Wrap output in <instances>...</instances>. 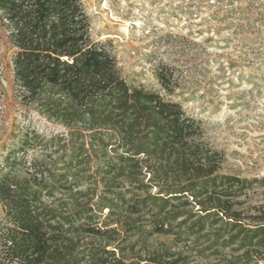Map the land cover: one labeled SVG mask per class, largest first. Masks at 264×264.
Wrapping results in <instances>:
<instances>
[{
  "label": "trees",
  "instance_id": "obj_1",
  "mask_svg": "<svg viewBox=\"0 0 264 264\" xmlns=\"http://www.w3.org/2000/svg\"><path fill=\"white\" fill-rule=\"evenodd\" d=\"M1 32L17 96L59 129L3 146L0 264H264V178L224 172L201 119L130 86L82 0H0ZM3 92L0 59V121Z\"/></svg>",
  "mask_w": 264,
  "mask_h": 264
},
{
  "label": "rangeland",
  "instance_id": "obj_2",
  "mask_svg": "<svg viewBox=\"0 0 264 264\" xmlns=\"http://www.w3.org/2000/svg\"><path fill=\"white\" fill-rule=\"evenodd\" d=\"M82 1L93 39L108 42L130 86L161 92L201 119L204 139L224 155V172L264 178V0ZM11 52L1 32L0 159L3 146L26 129L47 135L59 129L17 96ZM163 66L178 81L172 95L157 76ZM259 201L258 194L253 203ZM146 242L182 247L173 235Z\"/></svg>",
  "mask_w": 264,
  "mask_h": 264
}]
</instances>
